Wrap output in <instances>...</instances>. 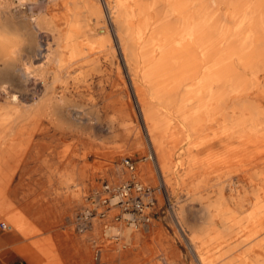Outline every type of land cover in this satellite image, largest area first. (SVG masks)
I'll return each instance as SVG.
<instances>
[{"label": "bare ground", "instance_id": "obj_1", "mask_svg": "<svg viewBox=\"0 0 264 264\" xmlns=\"http://www.w3.org/2000/svg\"><path fill=\"white\" fill-rule=\"evenodd\" d=\"M50 1L55 0H18L19 6L29 9L37 4L33 27L42 29L43 35L16 68L13 64L20 55L21 39L15 30L0 33V60L6 71L0 74V93L7 98L0 104V111L4 110L0 130L8 135L29 127L28 132L52 133L62 144L82 147L79 177L85 179L91 170L97 172L101 167L107 139L119 136L116 119L110 114L126 113L115 96L114 83L101 93L100 105L90 93L93 81L100 82L105 71L99 54L112 55L114 48L108 35L95 37L89 32L104 23L105 12L95 0H84L82 9L74 1L68 16L53 12ZM105 7L130 74L136 75L142 66L140 78L153 103L144 95L141 113L164 171L173 172L174 165L169 163L173 150L201 130L202 136L187 144L179 165L203 164L214 169V198L199 196L205 199L201 210L214 225L191 229L189 240L198 256L211 251L216 257L229 254L244 245V226H264V0H106ZM89 19L93 21L90 26ZM100 113L108 117L106 127L101 125ZM212 117L214 123L209 125ZM102 133H106L105 139ZM165 140L172 146L165 148ZM91 155L93 164L88 163ZM150 158L152 161L153 156ZM236 167L244 170L246 215L237 211L241 201L231 197L227 202L223 193L225 187L236 190ZM192 173V168L180 172V182L185 184ZM64 176L66 182L71 181L69 174ZM203 183L204 178L189 191L195 192ZM1 195L4 198V187ZM96 200L101 203L103 198ZM110 200L117 205L130 196ZM1 201L5 203L2 196ZM15 215L8 221L24 236L36 231L29 218ZM126 216L130 226L105 224L97 231L100 244L93 258L92 250H86L88 264H183L177 247L169 245L159 229L151 230L150 221L136 231L135 218L129 213ZM7 225L11 228L12 223ZM42 252L51 254L46 249ZM210 262L209 255L202 260V264ZM254 264H264L263 259Z\"/></svg>", "mask_w": 264, "mask_h": 264}, {"label": "rangeland", "instance_id": "obj_2", "mask_svg": "<svg viewBox=\"0 0 264 264\" xmlns=\"http://www.w3.org/2000/svg\"><path fill=\"white\" fill-rule=\"evenodd\" d=\"M74 1L80 9L84 8V0H55L54 2L50 1V4L54 7L53 12L68 16ZM95 1L105 12L104 23L98 30L89 32L93 33L95 37L108 35L114 53L112 55L99 54L100 65L105 71L100 82L97 78L93 81L90 93L95 95L94 97L100 105L101 93L108 92L111 84H115L113 87L115 96L126 111V113L118 111L110 114L116 119L119 136L107 139L108 142H105L106 148L102 153L99 165L101 167L97 172L91 170L90 175L85 180L79 177L80 167L83 164L79 157V153L83 150L82 147L62 144L55 136H52V133L41 135L31 133V130L28 132L26 130L29 127L23 128L21 133H18L17 129L9 131L7 132L8 135H2L5 132L0 130V144H6L8 147L11 145L9 149L11 150L13 147L15 149L14 158L8 166V182L3 184L4 199H8V202L5 199L8 210L6 214L0 215V222L12 223L11 228L4 230L12 236L14 241L10 253L14 251L19 254L25 264H88L86 250L88 248L90 251L92 250L93 258L101 239L96 233L103 230L105 224L109 227H113L114 224L118 227H128L131 225V221L126 218V214L129 213L137 223L134 229L140 231L143 228V221H138L140 215L131 206L124 209L123 202L117 205L110 203V199L117 196L118 192H109L104 188L107 184L111 187H119L135 179L153 190L155 203L154 208L146 210L151 213V220L147 226L151 230L159 229L164 234L166 242L177 247L183 264H202V260L208 255L212 259L210 264H240V262L245 264L244 261L247 262V259L251 258L248 252L250 249L248 237L251 229H254L252 226H244V245L235 247L229 254L216 257L211 251L207 255L198 256L194 252L189 240L191 229L214 225L207 220L206 214L201 210V203L205 199H199V196L206 195L208 200L214 198L213 178L215 171L207 165L191 167V164L185 163V165L180 166L179 162L186 156L184 151L187 144L202 136V132L199 130L196 137H191L173 150L174 153L169 162L172 166L174 165L173 172L170 174L164 171L158 154L153 152L155 147L151 136L147 134L141 113L144 95L147 100L153 103L146 93V83L140 78L142 66L139 67L136 75L130 74L119 49L116 27L105 7L106 0ZM37 14V4H33L29 9L26 5L19 6L18 0H0V33L8 35L10 31L15 30L21 39L19 47L21 56H17L14 61V68L24 60V57L32 50L33 45L43 35L42 29L33 27L32 18L36 17ZM46 18L49 21L51 14L48 13ZM88 24L89 26L92 25L93 21L89 19ZM3 70L5 69L0 60V74L6 72ZM13 75H16V72H13ZM139 88L144 91V94ZM0 97V104H3L7 98L3 93H0ZM3 111L2 109L0 112ZM107 118L103 113H100V122L103 127L107 126ZM120 122L124 123L126 127L128 125V127L121 126ZM212 123H214L213 117L209 119L208 124L211 125ZM16 133L20 135L17 136ZM102 134V138L105 139L106 133L105 135ZM27 139L29 142L26 144ZM48 141L50 144L46 145ZM172 144L168 140L163 143L165 148L172 146ZM50 145L52 146L49 147ZM63 145L64 147H62ZM66 145L68 146L66 147ZM16 150L18 151L16 152ZM150 155L153 156L152 161L151 158L149 159ZM124 158L133 161L135 166L133 172L123 164ZM94 159V156L91 155L88 163L93 164ZM188 168H192L193 173L187 176L185 184H182L179 180V174ZM239 168L236 167L233 174V179L237 181L236 190L233 192L225 187L223 193L227 202H231V197H236L241 201L242 206H237V211L238 213L244 212L246 215L248 211L244 207V170L241 169L242 167ZM67 174L72 177L69 182H66V176H64ZM165 176L167 179L164 178ZM202 178L206 179V183L198 186L195 192H190L189 187ZM96 197L105 198L106 202L98 203ZM7 203L10 205L12 203L13 206L11 205L9 208L10 205ZM14 214H16L15 217L19 216L22 219L29 218L36 231L32 235L24 236L22 230H19L13 221H8V217L14 218ZM260 216L263 215L260 214ZM87 224L89 226L84 227ZM255 235L258 233H252V236ZM40 240L43 245L40 244ZM237 241L235 239L232 244H236ZM42 249H46L51 254L43 253ZM29 254L36 255L37 259H31Z\"/></svg>", "mask_w": 264, "mask_h": 264}, {"label": "crops", "instance_id": "obj_3", "mask_svg": "<svg viewBox=\"0 0 264 264\" xmlns=\"http://www.w3.org/2000/svg\"><path fill=\"white\" fill-rule=\"evenodd\" d=\"M17 136H19L18 133ZM17 151L18 150H16V152ZM14 152H15L14 147L13 149L10 150L8 145L0 144V189L2 190H3V184L8 182L7 181L8 166L14 158ZM1 196L3 200L4 199L3 195ZM1 203L4 202L3 201L0 202V215L6 214L7 213L6 202L4 204ZM250 232L251 233L249 234L248 237L249 238L248 244L250 249L248 252L251 258L247 259V262L246 261L244 262L245 264H254L256 259H263L264 262V226H259L257 227V229L255 228L251 229ZM256 232L258 233V235L255 236L251 235L252 233H256ZM13 242L14 241L12 239V236L0 228V264H25L24 260L19 254H17L14 251L10 253V248L12 247ZM258 256H260V258H258Z\"/></svg>", "mask_w": 264, "mask_h": 264}, {"label": "built area", "instance_id": "obj_4", "mask_svg": "<svg viewBox=\"0 0 264 264\" xmlns=\"http://www.w3.org/2000/svg\"><path fill=\"white\" fill-rule=\"evenodd\" d=\"M123 164L130 171L135 170V166L133 161L129 158L123 159ZM106 191H115L118 192L117 195L128 197L130 196V200L123 203V208L127 209L131 206L139 215L140 220L143 222H149L151 220L150 211H146L149 208H154L155 198L153 196V190L151 187L143 185L141 182L137 180H131L117 188H110L109 185H105ZM103 202H106V199H103ZM0 228L3 230L8 229V225L4 222H0Z\"/></svg>", "mask_w": 264, "mask_h": 264}]
</instances>
